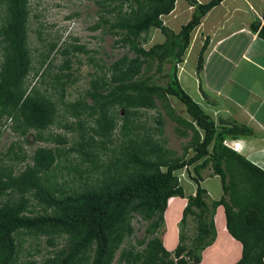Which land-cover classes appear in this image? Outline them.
Wrapping results in <instances>:
<instances>
[{
    "label": "trees",
    "instance_id": "1",
    "mask_svg": "<svg viewBox=\"0 0 264 264\" xmlns=\"http://www.w3.org/2000/svg\"><path fill=\"white\" fill-rule=\"evenodd\" d=\"M94 1L98 20L89 30L116 37L114 44L125 53L101 66L85 94L69 102L72 60L92 51L76 37L58 48L57 38L43 39L36 30L44 48L39 68L55 51L40 82L47 78L56 96L41 90L38 82L31 86L30 74L37 75L38 69L29 48V0H0V134L8 130L25 138L35 132V141L42 144L28 156L20 142L12 143L0 157V264H19L24 236L45 238L46 255L28 264H112L117 253L119 264H200L203 250L215 240L213 217L219 206L228 233L242 246L235 264H264V178H259L264 173L223 144L250 130L216 125L177 77L194 30L223 0H186L194 10L177 31L163 21L177 0ZM152 30L163 40L145 48ZM251 30L264 40V24H252ZM206 48L207 41L197 71L203 68ZM56 57L60 62L54 65ZM153 68L165 82L154 81ZM173 97L189 120L170 105ZM150 110L156 112L158 127L140 121ZM164 115L174 123L175 135L188 139L181 156L159 140ZM208 168L223 191L210 205L201 186V172ZM182 169L195 184V195H185L178 175ZM175 197L186 202L179 244L169 252L158 233ZM188 217L194 223L190 237L183 233ZM133 220L147 225L144 237L132 245Z\"/></svg>",
    "mask_w": 264,
    "mask_h": 264
},
{
    "label": "crops",
    "instance_id": "2",
    "mask_svg": "<svg viewBox=\"0 0 264 264\" xmlns=\"http://www.w3.org/2000/svg\"><path fill=\"white\" fill-rule=\"evenodd\" d=\"M180 1H184V3L178 5ZM194 1L204 4L210 0ZM193 10L194 7L190 2L177 0L174 10L165 17L167 22L164 21V24H168V28L172 29V24L178 23L180 17L178 14L181 13L187 14L184 20V24H186L191 19ZM240 12L248 15H235ZM252 24H258L259 27L264 24V0H258V3L248 0H240V3L235 0H223L202 18L194 30L186 52V54L189 51H192V54L194 52V56L191 55V60H189L191 63L188 68L190 70L183 67L182 79L179 80H184L185 90L190 91L193 100L214 122L217 121L220 124L219 127L226 128L235 124L250 130L249 135L227 139L226 144L264 173V40L251 30ZM205 41H207V48L204 53L203 68L200 72L196 70V64L198 54ZM196 80H198L200 89H198V93L192 86ZM211 110L215 112L213 113ZM212 114H215L216 120ZM202 173V182L204 183L206 178ZM208 175L207 178L219 179L218 176L212 175L210 172ZM259 178H264V176L259 175ZM203 185L202 187L208 190ZM222 196L221 186L216 201ZM183 200L175 197L167 208L166 230L161 241L169 252L173 251L176 245H173L174 238L170 236L168 239V235L175 232V238L179 240L178 224L186 202L185 199ZM213 220L216 235L218 231H223L225 235L215 239L212 245L203 250L202 255L209 249L220 245L219 248L222 251L214 250L211 253V264H221L223 260H227L230 248L241 249L238 257L240 259L241 243L228 233L222 206L216 209ZM229 242H232L234 246L231 244L228 246ZM200 264H205L202 258Z\"/></svg>",
    "mask_w": 264,
    "mask_h": 264
},
{
    "label": "rangeland",
    "instance_id": "3",
    "mask_svg": "<svg viewBox=\"0 0 264 264\" xmlns=\"http://www.w3.org/2000/svg\"><path fill=\"white\" fill-rule=\"evenodd\" d=\"M236 2L240 3V0H235ZM250 2H256L258 3V0H248ZM183 4L184 1H180L178 5ZM29 7L31 9V15H30V21H29V48L31 51V55L33 57V63L32 65L38 69L37 75H34L32 72L29 77V83L32 86L33 84H39V87L41 90H46L48 94L56 96L55 91L53 90V87L48 84L50 82L47 78L42 80V84L40 82L42 73L46 69V65L51 61L52 58H54L55 51L50 54L49 58L46 60L45 64L39 68V65L36 63L37 59L39 58V55L44 51V48L42 47L41 42L38 41L36 30H39L41 33V37L43 39H52L57 38L58 41V48L60 45H62L64 42L70 41L71 38H78L79 44L84 45L86 49L92 51L91 53L87 55H78L76 54L75 58L72 60V69L70 70L71 77H73L74 82L67 87L66 93L67 96L65 100L72 102L76 99H79L83 94H85V91L88 89L91 79L94 77L95 73L97 75H100L101 73V66L108 65L117 58H120L125 51L118 47L116 44H114V40L116 37H113L111 35L103 33L101 30L92 31L89 30V27L93 26L94 23L97 22L98 16H97V6L95 5L94 0H29ZM227 7V6H226ZM247 8V7H246ZM224 9V8H223ZM217 10L215 11L217 13ZM222 11V10H221ZM74 14H77L73 16ZM34 15H37V18H34ZM72 15V16H71ZM180 17L178 18V23L172 24L171 30L177 31L180 28V25L184 24V20L186 18L185 13L178 14ZM235 15H248L244 12L236 13ZM71 17V18H69ZM2 20V19H1ZM163 21L165 23L167 22V18H163ZM1 25V21H0ZM168 27V24H166ZM117 39V38H116ZM1 40V38H0ZM163 40V36L160 34L158 30H152L149 35V41L146 44H143L145 48L149 47L153 43H157ZM195 43V42H194ZM193 47V45H192ZM191 55L194 56V52L189 53L185 55L183 63L177 67V77L178 81L183 88V90L190 95L192 98V94H190L189 90H185L184 86V80L182 79V70L190 65ZM88 58H91V62L88 60ZM1 60V57H0ZM60 62V58L56 57V60L53 62L54 65L58 64ZM168 69V65H165L164 70ZM51 72L53 71L50 69ZM201 72V71H200ZM151 74L154 76L153 79L157 83H163L165 82L164 79L161 78L162 74H159L155 71V68L151 71ZM199 76V75H198ZM39 78V79H38ZM192 86L195 88L197 93L199 92L198 87V80L194 81ZM199 89V90H198ZM197 98V97H196ZM193 99V98H192ZM170 105L173 107L175 112L186 118L190 119L187 115L184 106L182 103L176 99L175 97L170 98L169 100ZM213 113L214 110H211ZM120 112V111H119ZM156 112L153 110L144 112L142 115L140 121L146 120L148 124L151 126H156V123L153 122V117H155ZM213 115V114H212ZM163 123L161 129L162 132L158 136L159 140L163 145L170 149L171 151L175 152L177 156L182 155V145L188 140V139H179L174 131L173 126L174 123L167 117L163 116ZM214 120L217 119L215 114L213 115ZM216 125H218L217 121H215ZM56 132H62V130L56 129ZM118 132V129L116 130ZM68 137L73 136L72 133H68ZM120 135L117 137V144H114V146H117L118 143L121 141ZM20 142L22 145V149L25 151V153L28 156H31L32 151L36 149L39 146H42L40 142L35 141V132H29L25 138H21L13 134L11 131H3L0 134V157L2 158L5 153L7 152L8 147L12 143ZM108 144V143H107ZM50 146H52L50 144ZM108 148L109 145H106ZM105 152H108L105 150ZM189 156L192 155V151H189ZM105 158V157H103ZM23 167V164H20L19 167L16 169L19 171ZM209 169V168H208ZM209 172L211 173V170H205L203 171L202 175L206 180L204 183H201V186H205L208 188L206 202L210 205L212 199H217V194L220 193L221 186L220 181L217 178H207L209 177ZM180 183L183 187L184 193L186 196L189 195H195V189L196 186L191 180V177L188 175L187 171L185 169H182L179 173ZM71 178H67L69 180ZM208 179V180H207ZM60 181V179H59ZM219 198V196H218ZM184 198H180V200H183ZM179 201V200H178ZM184 202V200H183ZM182 203V202H181ZM223 216V213H222ZM186 228L183 233L187 236H191V232L194 230V223L191 220V217H188V220H186ZM132 225L134 226V235L130 238V244H135L136 240L141 239L145 235V228L146 223L145 222H137L133 220ZM222 226V224H220ZM221 228V227H220ZM166 230V224L163 225L161 231L158 233L160 235V238L164 236ZM173 233V231H172ZM180 233V222L178 224V238ZM225 234H223V231H218V234L216 235V238L222 237ZM172 236L174 238V244L178 245L179 240H176L175 238V232L171 235H168L169 237ZM24 243L21 246L20 249V257H19V264H28L27 262L29 260H35L36 262H40L43 259V256L46 255V250L44 249L45 246V238H41L40 240H34L30 237L24 236ZM36 243L39 245L40 252L37 254V247ZM188 241L186 242V244ZM128 244L125 243L123 246H126ZM233 245L232 242L227 243V245ZM166 245V244H165ZM236 246V245H235ZM214 247L212 249H209L204 255H201L202 260L205 261V264H211V258L212 257V251H222L221 248ZM141 249V248H140ZM241 249H234L230 248L228 252V256L226 257L227 260H223L221 264H234L239 259ZM36 252V253H35ZM28 253L31 254V257L28 255ZM118 253L115 256V259L112 264H119L118 261Z\"/></svg>",
    "mask_w": 264,
    "mask_h": 264
},
{
    "label": "clouds",
    "instance_id": "4",
    "mask_svg": "<svg viewBox=\"0 0 264 264\" xmlns=\"http://www.w3.org/2000/svg\"><path fill=\"white\" fill-rule=\"evenodd\" d=\"M223 144L226 146V147H228V148H230L231 150H233L230 146H228L227 144H226V140L223 142ZM234 151V150H233Z\"/></svg>",
    "mask_w": 264,
    "mask_h": 264
},
{
    "label": "bare ground",
    "instance_id": "5",
    "mask_svg": "<svg viewBox=\"0 0 264 264\" xmlns=\"http://www.w3.org/2000/svg\"><path fill=\"white\" fill-rule=\"evenodd\" d=\"M191 52H192V51H191ZM191 52L189 51L187 54H189V53H191ZM187 54H186V55H187Z\"/></svg>",
    "mask_w": 264,
    "mask_h": 264
}]
</instances>
